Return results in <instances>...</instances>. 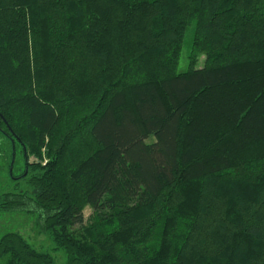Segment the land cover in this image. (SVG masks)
<instances>
[{"label":"trees","instance_id":"1","mask_svg":"<svg viewBox=\"0 0 264 264\" xmlns=\"http://www.w3.org/2000/svg\"><path fill=\"white\" fill-rule=\"evenodd\" d=\"M0 135V264H264V0H0Z\"/></svg>","mask_w":264,"mask_h":264},{"label":"rangeland","instance_id":"2","mask_svg":"<svg viewBox=\"0 0 264 264\" xmlns=\"http://www.w3.org/2000/svg\"><path fill=\"white\" fill-rule=\"evenodd\" d=\"M193 25L188 27L186 38L191 37ZM188 51L187 45L185 46ZM199 61L198 65H201ZM188 65L187 53L183 52L179 62L178 72L185 70ZM19 144L13 143L0 135V196L14 189V178L24 173L23 158ZM92 211L90 208L84 210V219L87 223ZM15 232L20 235L29 245L38 251L50 250L49 241L39 233L38 221L35 216L24 214H11L0 211V238L5 233ZM53 264H65V258L60 252H51Z\"/></svg>","mask_w":264,"mask_h":264}]
</instances>
